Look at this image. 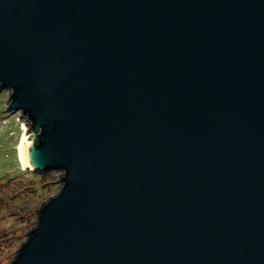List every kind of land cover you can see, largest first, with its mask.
I'll list each match as a JSON object with an SVG mask.
<instances>
[{
	"label": "water",
	"instance_id": "95a60500",
	"mask_svg": "<svg viewBox=\"0 0 264 264\" xmlns=\"http://www.w3.org/2000/svg\"><path fill=\"white\" fill-rule=\"evenodd\" d=\"M2 90L62 172L11 264H264V0H0Z\"/></svg>",
	"mask_w": 264,
	"mask_h": 264
},
{
	"label": "rangeland",
	"instance_id": "374dc122",
	"mask_svg": "<svg viewBox=\"0 0 264 264\" xmlns=\"http://www.w3.org/2000/svg\"><path fill=\"white\" fill-rule=\"evenodd\" d=\"M11 92L2 90L0 92V180L4 181L8 176H16L19 168H22L19 160V144L22 140L24 128L27 125L26 119L20 112L12 114L9 110ZM47 176L53 182L50 188L40 190L30 196V189L19 190L21 185H3L0 182V264H11L17 250L25 242L26 234L37 222L36 215H28L29 206L41 208V204L55 196L62 183L60 179L62 172L53 171ZM4 179V180H3ZM19 190V191H18ZM18 191V192H17ZM35 202L30 204L31 200ZM7 211H3L6 209Z\"/></svg>",
	"mask_w": 264,
	"mask_h": 264
},
{
	"label": "trees",
	"instance_id": "16d2710c",
	"mask_svg": "<svg viewBox=\"0 0 264 264\" xmlns=\"http://www.w3.org/2000/svg\"><path fill=\"white\" fill-rule=\"evenodd\" d=\"M48 173H38V172H28V171H23L19 168V173L16 176H8V178H6L4 181H1V184L3 183V185L7 184L10 186H17V185H21V187H19V190H28L30 189V196H34L33 194L36 193L37 191L40 190H45L46 188H50L53 184V182L50 181V178L47 176ZM22 188V189H21ZM18 190V191H19ZM17 191V192H18ZM35 202V199L31 200L29 203L32 204ZM29 206V210H28V215H36L38 212L36 211V208H34V206L31 205H27ZM8 207L6 209H3V211H7Z\"/></svg>",
	"mask_w": 264,
	"mask_h": 264
}]
</instances>
